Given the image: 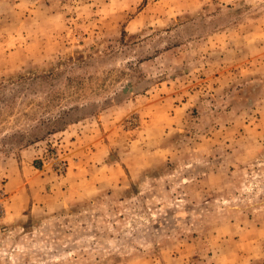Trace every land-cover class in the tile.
Returning a JSON list of instances; mask_svg holds the SVG:
<instances>
[{
  "label": "rangeland",
  "instance_id": "374dc122",
  "mask_svg": "<svg viewBox=\"0 0 264 264\" xmlns=\"http://www.w3.org/2000/svg\"><path fill=\"white\" fill-rule=\"evenodd\" d=\"M0 189V264H264V0H0Z\"/></svg>",
  "mask_w": 264,
  "mask_h": 264
},
{
  "label": "crops",
  "instance_id": "0c3cea01",
  "mask_svg": "<svg viewBox=\"0 0 264 264\" xmlns=\"http://www.w3.org/2000/svg\"><path fill=\"white\" fill-rule=\"evenodd\" d=\"M40 172L44 174L20 170L13 175V181L7 183L11 191L7 216L15 218L28 209L32 212L38 208L55 209L75 194L78 182H74L72 173L61 181L45 171Z\"/></svg>",
  "mask_w": 264,
  "mask_h": 264
},
{
  "label": "built area",
  "instance_id": "2783aa9c",
  "mask_svg": "<svg viewBox=\"0 0 264 264\" xmlns=\"http://www.w3.org/2000/svg\"><path fill=\"white\" fill-rule=\"evenodd\" d=\"M65 166H66V163L63 162L59 170L62 171V168H65ZM4 196H5V193L0 189V217L5 213Z\"/></svg>",
  "mask_w": 264,
  "mask_h": 264
}]
</instances>
